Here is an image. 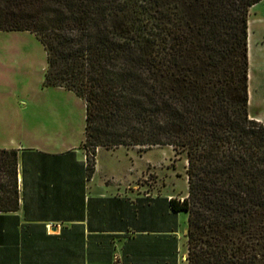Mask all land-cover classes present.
<instances>
[{"label": "trees", "instance_id": "1", "mask_svg": "<svg viewBox=\"0 0 264 264\" xmlns=\"http://www.w3.org/2000/svg\"><path fill=\"white\" fill-rule=\"evenodd\" d=\"M259 1L0 0V31L33 33L46 54L43 85L72 91L85 107L84 159L73 149H0V212L18 208L20 164L23 196L36 205L43 195L63 212L25 219L83 220L87 209V226L100 224L101 264H114L119 237L124 264H177L179 212L187 264H264V123L248 111V13ZM156 145L185 157L182 198L85 202L98 147ZM18 222L0 214V264H18L19 241L40 234L19 232ZM60 236L46 260L74 264L82 224Z\"/></svg>", "mask_w": 264, "mask_h": 264}, {"label": "rangeland", "instance_id": "2", "mask_svg": "<svg viewBox=\"0 0 264 264\" xmlns=\"http://www.w3.org/2000/svg\"><path fill=\"white\" fill-rule=\"evenodd\" d=\"M248 111L264 123V0L248 13ZM45 50L28 31H0V147L45 152L75 150L84 159L85 107L60 87H45ZM103 194L177 197L187 192L186 160L171 146L98 147L90 183ZM178 264L187 251V213L179 212Z\"/></svg>", "mask_w": 264, "mask_h": 264}, {"label": "crops", "instance_id": "3", "mask_svg": "<svg viewBox=\"0 0 264 264\" xmlns=\"http://www.w3.org/2000/svg\"><path fill=\"white\" fill-rule=\"evenodd\" d=\"M248 81H249V73H248ZM249 86V85H248ZM250 99V95H249ZM2 149V147H0ZM10 149V148H5ZM18 151H22L23 149H34V148H23V147H15ZM39 150V149H36ZM42 151V150H40ZM45 152V151H44ZM93 177V176H92ZM21 174H20V164H19V174H18V208L16 210H11L7 212H0V214L7 215H17L19 217V222L17 224L19 232H29L32 230L40 231L37 240H31L29 236L21 239L18 244V264H66L67 260H62V257L56 258L51 261L50 257L46 260L45 257V248L46 247H55L56 249L63 244V236H60V232L64 227L72 226L74 223L82 224L83 236H82V247L84 246V250L82 248L80 255L77 254L76 258H74V264H101V230L99 222H92V228L87 226V209L84 210V218L83 220H26L25 215H57L62 214L60 211L58 213L53 207H47L45 204V196L39 195L36 197L37 204L34 205L31 203L33 197H31V193H25L24 196L21 192ZM91 180H88L85 185V202H87L88 198L95 197H120V198H129L133 199L131 196L126 194H103L98 193L93 190V186L90 184ZM27 206H24V201ZM92 229V230H90ZM91 231V232H90ZM114 233V232H113ZM122 233V232H119ZM154 233V232H153ZM156 234H159L157 232ZM91 235V237H90ZM126 237H119L112 239L113 242V250L111 253V260L114 261V264H124L122 263V252L123 246L126 242ZM78 243V239H77ZM139 245L142 244L141 239L137 241ZM90 247L91 252L88 254L86 252V248ZM147 247V246H146ZM37 248L35 251L34 249ZM158 248L156 247V252ZM37 255H40L41 258H36ZM187 253L184 254L183 259L186 260ZM179 257H177L178 264ZM138 264H142L139 261ZM146 264H159L158 258L156 262H146ZM163 264V263H161Z\"/></svg>", "mask_w": 264, "mask_h": 264}]
</instances>
